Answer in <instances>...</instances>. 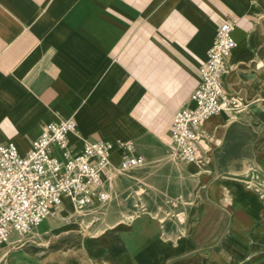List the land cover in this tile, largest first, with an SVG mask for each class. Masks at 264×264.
I'll use <instances>...</instances> for the list:
<instances>
[{"label":"crops","instance_id":"1","mask_svg":"<svg viewBox=\"0 0 264 264\" xmlns=\"http://www.w3.org/2000/svg\"><path fill=\"white\" fill-rule=\"evenodd\" d=\"M228 20L233 101L203 125L201 167L175 157L172 118L191 105ZM71 118L77 149L132 141L146 163L116 172L105 203L66 201L60 226L37 228L43 243L3 247L0 264H264V200L245 184L264 180V0H0V144L26 154L48 124ZM132 172L140 190L128 203L116 188Z\"/></svg>","mask_w":264,"mask_h":264},{"label":"built area","instance_id":"2","mask_svg":"<svg viewBox=\"0 0 264 264\" xmlns=\"http://www.w3.org/2000/svg\"><path fill=\"white\" fill-rule=\"evenodd\" d=\"M236 25V20H228L218 28L207 59L199 68V84L190 97L191 105L173 114L171 141L176 157L186 163L201 167L210 163L201 151L203 125L231 107L225 76L237 47ZM76 132L77 122L71 118L48 124L26 154L15 143L0 144V249L20 245L57 215L66 201L76 211L96 201L107 202L105 185L113 175L125 174L146 162L132 141H87L77 149L71 143ZM116 150L121 151V161L115 169L112 157ZM245 184L264 200L260 176L252 175Z\"/></svg>","mask_w":264,"mask_h":264},{"label":"rangeland","instance_id":"3","mask_svg":"<svg viewBox=\"0 0 264 264\" xmlns=\"http://www.w3.org/2000/svg\"><path fill=\"white\" fill-rule=\"evenodd\" d=\"M104 141V140H103ZM176 157V155H175ZM175 162L179 161L177 158L174 159ZM181 162V161H179ZM146 163V162H145ZM150 173V174H149ZM126 174V173H125ZM130 175V176H129ZM129 175H126V176H121L122 179H127L131 182H122L120 181L119 183V186L116 188L117 191H118V194H121V195H125L127 197V201L128 203H130L129 201H134V199L136 198V196L138 195V191L140 190V188H135V186L133 185V181L135 180V178L138 176L136 175L135 176V173L132 172L131 174ZM144 179H148L150 181H145L146 185L143 186V188L145 189L146 187L147 188H153V172H148V174L143 177ZM181 185L182 183H175V192L174 193H177V192H181L183 191L184 189L182 190H179L181 189ZM189 185L187 184L186 188H188ZM193 188H190L189 191H192ZM153 189H151L152 191ZM153 192V191H152ZM127 202L122 204L123 206H127L128 204ZM181 205V202H178L177 200L173 201L170 206L172 207L173 211H176L177 208ZM75 210V209H74ZM58 215H55L53 217H50L46 222H50L51 224V228H53V225L54 226H60L59 224L61 223L60 220H58L57 217ZM69 224L67 223H62V226L65 227V226H68ZM40 237H42L41 235H38V229L35 230L31 235L27 236L24 240H23V245L24 247H28V246H37L39 243H43L42 240H40ZM50 238H52V236L50 235L49 237H47V241L49 243H52V240H49Z\"/></svg>","mask_w":264,"mask_h":264}]
</instances>
